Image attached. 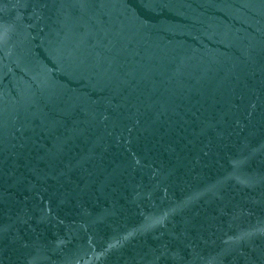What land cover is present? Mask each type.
<instances>
[{"label":"water","instance_id":"water-1","mask_svg":"<svg viewBox=\"0 0 264 264\" xmlns=\"http://www.w3.org/2000/svg\"><path fill=\"white\" fill-rule=\"evenodd\" d=\"M0 264H264V0H0Z\"/></svg>","mask_w":264,"mask_h":264}]
</instances>
